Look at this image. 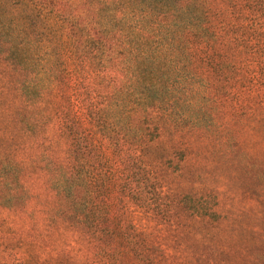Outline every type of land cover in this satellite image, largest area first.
<instances>
[{
  "label": "trees",
  "instance_id": "16d2710c",
  "mask_svg": "<svg viewBox=\"0 0 264 264\" xmlns=\"http://www.w3.org/2000/svg\"><path fill=\"white\" fill-rule=\"evenodd\" d=\"M259 167L264 0H0V264H264Z\"/></svg>",
  "mask_w": 264,
  "mask_h": 264
},
{
  "label": "rangeland",
  "instance_id": "374dc122",
  "mask_svg": "<svg viewBox=\"0 0 264 264\" xmlns=\"http://www.w3.org/2000/svg\"><path fill=\"white\" fill-rule=\"evenodd\" d=\"M79 89L81 90V93H83V96L88 99H90V104H91V110L92 111L95 107V104L100 100L97 94H92L91 98L89 95H87L86 91V85L81 84ZM93 92V91H92ZM93 99V102H92ZM247 135V133H245ZM249 141V140H247ZM262 170V172H260ZM264 167H259L256 169L258 172V180H264ZM26 184L30 188L31 192L33 193V198L32 201L29 205H26L25 208H28V210L25 211V213L22 211V216L25 217L26 214H29V218H34V219H39L45 220L44 217L47 215V222L50 224H53L52 226H58L61 225L63 222L62 220V214H60L58 207H60V202L62 201V195L58 192H55L54 189H51L49 187V183L47 181V177L44 176V174H33V175H28L26 178ZM252 180V179H251ZM253 181V180H252ZM260 181V183H263ZM244 184L243 189H239V185H235L234 188H226V185L224 183H214V186L217 187L216 189H219L218 191V197L217 200L222 202L221 207H217L220 211H225L226 209L230 208L233 212L239 213V209L242 207H249V205H253L254 201V196L251 192V182L247 179H244ZM250 183V185L248 184ZM239 184V182H238ZM139 208V210H141ZM148 209V208H147ZM157 210V209H155ZM153 211V210H151ZM247 212V211H246ZM21 216V217H22ZM27 218V217H26ZM142 218L146 219L147 221L150 220L148 219L145 215L142 216ZM27 221H24L22 223H19L18 229L22 231V229H30L32 228V222L30 219H27ZM30 222V225H29ZM155 223L151 225V227H155ZM74 239L73 237L70 236V242L71 240Z\"/></svg>",
  "mask_w": 264,
  "mask_h": 264
}]
</instances>
